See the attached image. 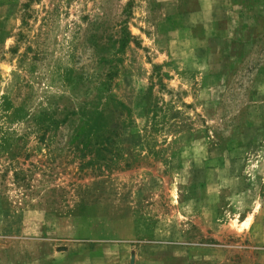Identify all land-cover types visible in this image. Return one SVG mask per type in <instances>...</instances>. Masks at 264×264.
<instances>
[{
  "label": "rangeland",
  "instance_id": "rangeland-1",
  "mask_svg": "<svg viewBox=\"0 0 264 264\" xmlns=\"http://www.w3.org/2000/svg\"><path fill=\"white\" fill-rule=\"evenodd\" d=\"M0 264H264V0H0Z\"/></svg>",
  "mask_w": 264,
  "mask_h": 264
}]
</instances>
